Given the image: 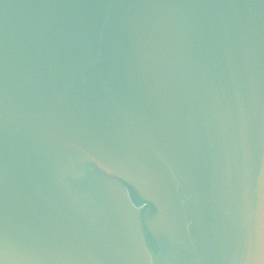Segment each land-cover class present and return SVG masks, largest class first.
<instances>
[{"label": "water", "instance_id": "95a60500", "mask_svg": "<svg viewBox=\"0 0 264 264\" xmlns=\"http://www.w3.org/2000/svg\"><path fill=\"white\" fill-rule=\"evenodd\" d=\"M0 264H264V0H0Z\"/></svg>", "mask_w": 264, "mask_h": 264}]
</instances>
